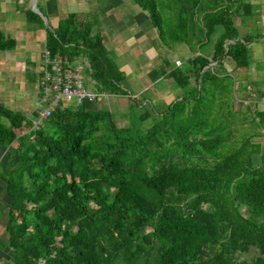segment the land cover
Wrapping results in <instances>:
<instances>
[{
    "label": "trees",
    "instance_id": "trees-1",
    "mask_svg": "<svg viewBox=\"0 0 264 264\" xmlns=\"http://www.w3.org/2000/svg\"><path fill=\"white\" fill-rule=\"evenodd\" d=\"M126 1L149 16L164 46L199 52L176 68L163 59L151 78L168 68L165 77L183 89L192 80L194 88L125 128L82 105L57 109L33 128L37 111L27 117L0 106V147L7 150L0 181L9 197L0 263L264 264V147L253 142L264 137V111L246 106L245 129L233 103L247 86L223 69L226 57L240 70L250 67L234 17L250 16L252 7L242 0L226 7L222 0ZM25 14L43 26L30 9ZM95 23L68 15L48 31L46 50L86 58L96 88L122 94L124 75ZM213 33L220 38L209 59ZM14 49L0 32V51ZM253 248L258 257L238 259Z\"/></svg>",
    "mask_w": 264,
    "mask_h": 264
},
{
    "label": "crops",
    "instance_id": "crops-1",
    "mask_svg": "<svg viewBox=\"0 0 264 264\" xmlns=\"http://www.w3.org/2000/svg\"><path fill=\"white\" fill-rule=\"evenodd\" d=\"M242 1L250 5L252 11L248 17H234L241 42L248 32V22H252L253 18L260 14L262 23L264 22L263 0ZM29 3L30 0H0V32L15 41L14 50L0 51V106L19 111L27 117L33 116L35 109L30 105L31 98L34 95L38 98L40 96L39 77L45 63L48 31L55 32L59 22L71 14L76 16V22L87 23L89 20H96L93 32L103 35L109 57L124 75V80L119 85L124 91L122 94L110 93V97L100 103L86 102L83 106L86 109L105 112L117 127L125 128L128 126V117L135 109L139 112V117L146 112V105L149 103L159 109L167 108L171 103L183 100L194 88L192 80L190 85L183 89L172 79L165 77L170 72L168 68H165V75L160 74L154 80L151 78L153 72L163 68V59H166L172 68H176L183 66L199 52L191 51L186 44L164 46L149 16L129 1L37 0V8L46 18L48 27L39 15L43 26L38 22H27L25 9L31 10ZM226 6H229L228 1L222 0L221 7ZM201 16L196 15L195 20ZM262 28L263 34L259 37H264V24ZM219 38V34L213 33L205 46L209 59ZM226 45H229L228 41ZM176 61H180L181 65L177 66ZM217 66L218 64H215V67ZM223 69L231 76L246 74L250 70L255 72L250 68L238 69L229 57L223 60ZM6 153L7 150L0 147V161ZM1 184L4 186L0 181V240L6 242L4 203H9V197ZM243 255L245 256L242 257ZM258 256L257 250L253 248L247 254L238 255V259L251 260Z\"/></svg>",
    "mask_w": 264,
    "mask_h": 264
},
{
    "label": "built area",
    "instance_id": "built-area-1",
    "mask_svg": "<svg viewBox=\"0 0 264 264\" xmlns=\"http://www.w3.org/2000/svg\"><path fill=\"white\" fill-rule=\"evenodd\" d=\"M44 58L39 77L40 96L34 110L38 112V118L33 121V128H37L57 109L78 107L86 102L100 103L110 97L109 92L98 90L91 81L87 74L90 65L86 58L67 60L59 55L51 57L47 50ZM176 65L180 66L181 62L176 61ZM247 91L249 95L246 100L252 103V108L257 109V104L264 105V92L249 93V88Z\"/></svg>",
    "mask_w": 264,
    "mask_h": 264
},
{
    "label": "rangeland",
    "instance_id": "rangeland-1",
    "mask_svg": "<svg viewBox=\"0 0 264 264\" xmlns=\"http://www.w3.org/2000/svg\"><path fill=\"white\" fill-rule=\"evenodd\" d=\"M263 7H264V4H263ZM31 11H33L32 8H31ZM263 24H264V22L262 23L261 14L257 15L256 18H253L252 22L247 23L246 30L248 29V32L244 35V38H243L247 41L246 45L251 52V64H250L249 68L254 69L255 72H252L250 70L246 74L241 73V74H237V75L233 76V77H235V79L237 81H239V82L242 81V82H244V84L246 86L247 85L249 86V87H247V89L249 88V93H253V92L256 93L258 91L264 92V37H259V36H261V34H263V28H262ZM248 95H249L248 93L247 94H245V93L237 94V97L233 103L234 104V107H233L234 111H237L239 109L242 110L241 114H239L238 117L243 116L245 118L246 122H243V123H245V126H244L245 129L249 128V121H250L249 119L251 116V113L247 111L246 106H250L251 108L253 106L252 103H249L247 100L246 101L244 100V99H246L245 96L248 97ZM216 100H218V98ZM37 103H38V96L34 95V97L31 98V104L30 105H31V107L33 106V108L35 109V105ZM84 105L82 104V106L81 105L80 106L83 107ZM216 105H218V104H216ZM146 106H147L146 109L149 111H152V109H153V111H155V109H159V107H156L150 103L147 104ZM252 109H254V108H252ZM257 109L260 111H264V105L263 104H257ZM138 113L139 112L136 109L134 110V112H131V115L127 119L128 126H129L131 120L138 119L137 118ZM152 122L153 121L148 120L144 124L146 126H151ZM253 142H258L264 147V137L256 138L253 140ZM13 146H15V145L13 144ZM244 256L245 255H243L242 257H244ZM246 257H249V256H246ZM0 264H2V263H0Z\"/></svg>",
    "mask_w": 264,
    "mask_h": 264
},
{
    "label": "water",
    "instance_id": "water-1",
    "mask_svg": "<svg viewBox=\"0 0 264 264\" xmlns=\"http://www.w3.org/2000/svg\"><path fill=\"white\" fill-rule=\"evenodd\" d=\"M29 4L31 5V8H32L33 12H34L35 14L39 15L40 17H42L43 20L45 21L46 26L48 27V24H47V20H46V18H44V17L42 16V14L40 13L39 9L37 8V0H30V3H29ZM232 43H233L232 40H228V44H229V45L232 44ZM215 64H217V62H216V63H213V64H208V65L203 66V67L200 69L199 74H201L205 69H207V68H209V67H215Z\"/></svg>",
    "mask_w": 264,
    "mask_h": 264
}]
</instances>
